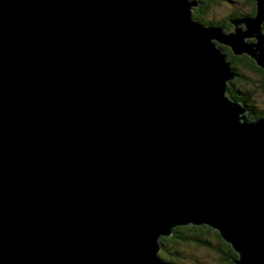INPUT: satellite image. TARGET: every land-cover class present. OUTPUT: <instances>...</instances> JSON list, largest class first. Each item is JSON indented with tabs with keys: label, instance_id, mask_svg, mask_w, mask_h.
<instances>
[{
	"label": "water",
	"instance_id": "obj_1",
	"mask_svg": "<svg viewBox=\"0 0 264 264\" xmlns=\"http://www.w3.org/2000/svg\"><path fill=\"white\" fill-rule=\"evenodd\" d=\"M255 1L227 33L197 0H0V264H169L204 225L264 264V116L224 51L264 70Z\"/></svg>",
	"mask_w": 264,
	"mask_h": 264
},
{
	"label": "trees",
	"instance_id": "obj_2",
	"mask_svg": "<svg viewBox=\"0 0 264 264\" xmlns=\"http://www.w3.org/2000/svg\"><path fill=\"white\" fill-rule=\"evenodd\" d=\"M204 3L209 2L206 0H201ZM216 4L217 0H212ZM223 2V3H222ZM219 3L224 5H230L239 15L243 11V16L257 15V3L255 0H247L248 10L244 13V10L239 8L238 3L236 4L235 0H219ZM236 5V6H235ZM242 10V11H241ZM200 10H197L195 13L197 17L196 20L202 24L214 25V26H223L226 29L231 28V24L228 21V16L224 17L221 22H214L207 20V18L202 17V14L199 13ZM239 15V16H242ZM230 18V17H229ZM225 52H228L229 59L233 62V68L239 74V78L233 80L229 84V96L232 99L238 100L243 103L249 112V117L251 120H256L264 116V110L258 109L252 104V99L256 90L251 89L254 86L255 82L252 79L253 75L258 76L260 79V87L264 91V70L257 66L256 62L251 59L248 55L236 56L230 48H224ZM246 71L247 73H245ZM254 78V77H253ZM244 86V89H239L237 84ZM259 96V95H258ZM214 241H213V239ZM162 252L159 254L160 258L169 264H187L188 255L185 248L190 246H195L196 248L202 249L204 252L207 251L209 255H213L215 261H218L220 264H235V261L239 258L238 253L234 250L231 244L227 243L221 236V234L211 229L209 226H189V227H178L173 236L170 238H162Z\"/></svg>",
	"mask_w": 264,
	"mask_h": 264
},
{
	"label": "rangeland",
	"instance_id": "obj_3",
	"mask_svg": "<svg viewBox=\"0 0 264 264\" xmlns=\"http://www.w3.org/2000/svg\"><path fill=\"white\" fill-rule=\"evenodd\" d=\"M235 1H236V4L238 3L240 9H242L244 11L248 10L249 6L247 7V5H248L247 0H235ZM217 2H218L217 4H216V2L214 3V5L210 11H208L207 13L205 12V14H206L205 18H207V20H211V21H214L216 23L218 21L221 22L222 19L226 15H228L230 12H234V9H232L230 7V5H226V4L222 5L219 3V0H217ZM241 15H242V13H241ZM239 17L242 18V16H239ZM231 31H229L227 33H230ZM262 32L264 34V30ZM245 41L249 44H252L251 38H246ZM221 46H224V45H221ZM236 56H239V55H236ZM244 72L247 73L246 71H244ZM253 77H252V79H254L255 82L257 81V83H255L254 86L251 87V89L256 90L254 93L256 94L258 92L257 94L259 96L254 95V97L252 99V101H253L252 104L254 106H256L258 109L264 110V91L260 87V82H259L260 79L258 78V76L253 75ZM237 86L239 89H242V88L244 89V86L239 84V83L237 84ZM248 115H249V112H248ZM213 241H214V239H213ZM185 249L188 250L187 254L190 255V256H188L189 257L188 258L189 263L187 262V264H220L218 261H215V259H214L215 257L213 255H209L207 251L204 252L202 249L196 248L193 245L190 247H186Z\"/></svg>",
	"mask_w": 264,
	"mask_h": 264
},
{
	"label": "flooded vegetation",
	"instance_id": "obj_4",
	"mask_svg": "<svg viewBox=\"0 0 264 264\" xmlns=\"http://www.w3.org/2000/svg\"><path fill=\"white\" fill-rule=\"evenodd\" d=\"M197 1H199V3H201V6L199 7V8H197V9H195V11H194V16H196V12H197V10H200V12L199 13H201L202 14V17H204L205 18V12L207 13L208 11H210L211 10V8L213 7V5H214V2L212 1V0H207L208 2H209V4L206 6V4L207 3H204V2H202L201 0H197ZM206 1V0H205ZM244 13H247L246 11H244ZM242 14H243V11H242ZM248 14V13H247ZM239 15H241V13L239 14ZM239 15H237V13H236V11L234 10V12H230L228 15H226V17L228 16V21L230 22V24H231V28H229V29H226V31H234V25H233V23H232V21L233 20H235V19H239L240 17H239ZM247 16H251V15H245V16H243L242 15V18L243 17H247ZM230 17V18H229ZM195 19L197 18V17H194ZM218 22H220V21H218ZM222 26V25H221ZM229 56V55H228Z\"/></svg>",
	"mask_w": 264,
	"mask_h": 264
}]
</instances>
